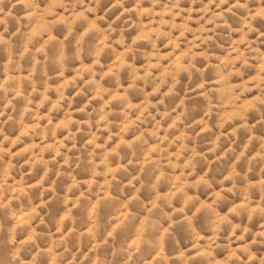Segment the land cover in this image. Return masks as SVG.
I'll return each instance as SVG.
<instances>
[{
  "label": "clouds",
  "instance_id": "clouds-1",
  "mask_svg": "<svg viewBox=\"0 0 264 264\" xmlns=\"http://www.w3.org/2000/svg\"><path fill=\"white\" fill-rule=\"evenodd\" d=\"M0 264H264V0H0Z\"/></svg>",
  "mask_w": 264,
  "mask_h": 264
}]
</instances>
